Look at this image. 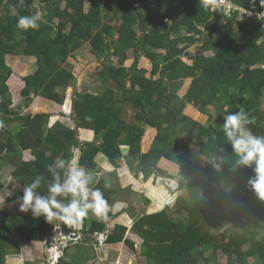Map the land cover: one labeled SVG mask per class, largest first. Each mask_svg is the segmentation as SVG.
I'll use <instances>...</instances> for the list:
<instances>
[{"label":"trees","instance_id":"obj_1","mask_svg":"<svg viewBox=\"0 0 264 264\" xmlns=\"http://www.w3.org/2000/svg\"><path fill=\"white\" fill-rule=\"evenodd\" d=\"M78 1L39 0L40 28L21 31L16 27L18 17L37 12L31 0H0V118L7 125L19 123L11 132L0 127V159L13 166L15 197L38 176L41 184L36 192L46 194L54 182L48 165L57 160V151H63L62 158L70 162L71 147L86 132L78 158L85 169L102 168L97 161L100 155L109 168L117 169L122 147L127 149L124 159L134 177L148 167L154 179L166 178L168 174L158 167L162 159L178 166L183 195L176 199L175 214L164 209L144 214L130 229L142 240L140 253L146 264H264V201L249 185L255 165L236 163L238 157L223 132L224 117L243 110L255 120L248 125L252 133L264 136L262 22L225 18L199 0H131L132 10L120 0H84L80 10ZM228 1L250 9V0ZM254 4L257 10L264 9V0ZM187 34L202 35L193 54L187 50L194 37ZM85 44L91 55L102 59L96 75L100 93L74 94L71 115L60 114L51 127L48 114L21 116L10 109L7 82L12 71L5 63L7 55L32 58L34 70L22 79L25 88L35 97L61 105L67 89L65 74L72 73L65 63ZM127 52H132L129 61L119 58L114 64L112 56ZM207 52L212 55L206 56ZM142 57L158 68L157 78L150 79L139 68ZM185 79L190 80L188 90L179 96L177 89ZM30 102L26 100L24 106L28 108ZM187 106L203 115L212 107L218 121L200 124L185 114ZM144 124L156 131L157 143L147 155L141 154L136 134L124 132L117 141L108 139L121 127L134 125L138 133ZM193 147L204 158L203 167L192 156ZM29 149L35 162L22 161L23 151ZM149 170L143 172L145 176ZM56 171L63 182L65 169ZM97 181L92 189H100L113 210L122 190L103 177ZM108 216L113 217L111 211ZM46 224L40 217L5 214L0 224V264L14 240L9 225L35 229L44 239L49 233ZM104 228L101 221L91 222L85 233L93 235ZM126 231L127 227L116 225L106 241L134 250L124 238ZM83 250L79 247L69 256L70 264H79L76 256H82ZM65 258L66 248L57 264H69Z\"/></svg>","mask_w":264,"mask_h":264},{"label":"crops","instance_id":"obj_2","mask_svg":"<svg viewBox=\"0 0 264 264\" xmlns=\"http://www.w3.org/2000/svg\"><path fill=\"white\" fill-rule=\"evenodd\" d=\"M258 0H250V8L253 10H257L255 7V2ZM39 2V0H38ZM148 3H152L151 1H148ZM132 4V3H131ZM62 6V5H61ZM60 6V8H61ZM134 7V5H132ZM64 7V6H63ZM62 9V8H61ZM263 10V9H262ZM223 22L222 24H228L224 19H222ZM201 32H203L202 28H199ZM205 32L202 34L204 35ZM188 36L194 37L195 43L187 50V54L194 53L191 52V48L194 47H200L202 44V35H192V34H187ZM164 53V52H162ZM211 53V52H207ZM207 53L205 55L207 56ZM212 55V53H211ZM210 55V56H211ZM30 60V58L28 59ZM33 60V59H32ZM183 61L186 64H191V62L183 58ZM145 63V64H144ZM145 65V66H143ZM152 66L151 62L147 60L146 58L142 57L140 58L139 61V68L141 67L142 69H145L146 72L148 71V68ZM149 72V71H148ZM153 71H150V75H152ZM148 75V74H147ZM146 75V76H147ZM13 81V80H12ZM8 79V87L11 84ZM183 81H186L189 87V82L190 80L185 79ZM24 84V83H23ZM18 86L16 87L15 90H17ZM20 89V86H19ZM23 88L20 89V91ZM10 91V90H9ZM17 92V91H16ZM11 96L13 97V92L11 93ZM41 98V97H40ZM13 99V98H12ZM44 99V98H43ZM46 100V99H45ZM48 101V100H46ZM50 102V101H49ZM40 106L45 107V104H41L37 102ZM52 103V102H51ZM55 104V103H53ZM56 105V104H55ZM30 106V105H29ZM28 106V107H29ZM40 106H34L33 108L36 109L37 112L31 114L30 111L27 113L30 116H33L35 114H48L50 116L49 121H48V127H51L55 121H57L60 117V114H58V117H53L49 113H46L45 109H43ZM48 107V106H46ZM11 109V108H10ZM16 112V111H15ZM17 113V112H16ZM19 114V113H18ZM24 114V115H27ZM21 115V114H20ZM23 116V115H21ZM69 116V114L67 115ZM0 127L5 128L7 131L11 132L14 129H17L19 123H10V124H5L4 121L0 118ZM141 128V127H140ZM152 129V128H151ZM154 130V129H153ZM114 134V133H112ZM111 134V135H112ZM108 136V139L110 141H117L118 138L115 136ZM148 135H150L149 139L144 145L141 142V154L147 155L152 147L157 143L154 141V136L156 135V131H149ZM86 137L88 135L86 132H81L80 136L77 138L78 139V144L76 146L71 147V153L73 159H76L78 161L79 158V148L80 145L83 143V141H86ZM125 147H122V159L119 161V166L117 169H111L108 167L107 162L103 158H98V162L101 163L102 168L98 167L96 170H88L91 176L92 180L89 184V187L92 189L93 186L96 184L97 180L100 177H103L107 180V182L112 186V187H118L120 188L119 190H122V194H120V200L118 203L115 204L114 209L111 210V215L113 216L112 218H109V213L107 215V218H97L94 215L89 214L87 218L84 219L82 224H76L73 227L69 228L67 226H60V231L63 235L67 236H74L71 237L72 240L68 241L66 249H67V255L68 258L70 255H73L76 253V250L79 247H82L83 250V255L81 256L78 254L76 257L77 261L79 264H122L124 262L125 257H127L128 253H134L138 251L140 252L141 249V243L142 240L130 232V229L136 219L138 217L135 216V212L133 211V202L131 199V195H133L135 192H137L140 196L142 195H147L152 192L156 194L155 191L151 189V187H146L144 184H149L148 181H153L151 176L150 178H144V175L139 173L138 177H134L128 166L126 165L125 162V156L123 154ZM126 155V154H125ZM57 158L63 157V151L58 150L56 153ZM99 157V156H98ZM22 161L23 162H35L36 159L32 155L31 150H26L23 151L22 153ZM165 160L162 159L158 163V167L161 170H164L163 166L165 164ZM68 165L65 166V172L67 171ZM178 168V167H177ZM144 170L141 172L143 173L148 167H144ZM13 166L10 165L9 163L3 161L0 159V224L3 223V216L5 214L11 213V214H17V215H29L32 216L31 211L25 213L21 212L19 210V203L20 201L18 200V197H15V188L16 186L14 185L13 179L11 177V172H12ZM150 171V170H149ZM165 171V170H164ZM154 178V177H153ZM66 179V175L64 174L63 180ZM144 183V184H143ZM152 186V184H151ZM21 194L23 195L24 188L21 187ZM183 194V193H182ZM21 195V196H22ZM50 193L46 191V194L43 196H48ZM164 203V196L161 195V193L158 194ZM13 198V199H11ZM91 198V197H89ZM11 199L12 201H8ZM72 197L70 194L68 195H61L57 197L58 202L67 204L71 201ZM156 212V211H155ZM153 212V213H155ZM147 214H150L147 213ZM140 217V216H139ZM40 218H43L41 216ZM45 220V219H44ZM133 220V221H132ZM95 221H101L105 224V228L103 229L102 232L99 233H94L93 235H87L85 232L86 230L90 227L91 222ZM132 221V222H131ZM47 222V221H46ZM54 222L52 224L48 223L46 224L47 229L49 230V233L46 235L44 239H41L38 237V231L32 228H20L19 226L16 225H9L8 231L9 233L13 236L14 240L12 241V244L9 245V248H7V255L4 259V264H49L48 263V249L45 247V241L47 239H50V236H52L54 239H56V228L53 226ZM116 225L127 227V231L125 233L124 238L132 243L134 250H131L128 246H126L124 243H108L107 237L108 235L112 234L114 231V227ZM54 231V235L52 232ZM36 237V238H35ZM52 242V241H51ZM50 242V245H51ZM65 250V249H64ZM63 256H64V251H63ZM67 258V259H68ZM66 259V258H65ZM134 264L136 263V258L133 261ZM70 264V261H69Z\"/></svg>","mask_w":264,"mask_h":264},{"label":"clouds","instance_id":"obj_3","mask_svg":"<svg viewBox=\"0 0 264 264\" xmlns=\"http://www.w3.org/2000/svg\"><path fill=\"white\" fill-rule=\"evenodd\" d=\"M207 6V4L204 5V7ZM262 15L264 13H261L260 17ZM42 16L41 10L32 15L19 16L16 27L21 31L38 30ZM224 111L226 113L229 112L227 107H225ZM70 113H72V104ZM86 119H91V117H86ZM254 123V118L243 110L231 112L224 117L223 132L238 157L236 163L241 166L255 165V176L250 179L249 185L256 196L264 201V136L254 135L246 127V125H253ZM66 164L68 165L65 172L66 179L61 182L60 173L56 169L63 170ZM216 167L218 168L219 165H216ZM47 170L52 173L54 180L48 186L50 195L41 196L37 194L36 189L41 184V177L38 176L25 186L23 195L18 197L20 201L19 210L21 212L27 213L31 211L34 218L43 216L50 224L56 221L57 223L53 226L57 229L61 225L71 228L78 223L82 224L90 213L97 218H107L109 211H111V206L100 189H91L89 187L92 176L85 168L79 165L76 159L68 162L64 158L59 157L53 164L48 165ZM68 194L72 197L69 203L58 202V196H66Z\"/></svg>","mask_w":264,"mask_h":264},{"label":"rangeland","instance_id":"obj_4","mask_svg":"<svg viewBox=\"0 0 264 264\" xmlns=\"http://www.w3.org/2000/svg\"><path fill=\"white\" fill-rule=\"evenodd\" d=\"M61 8L63 9V4H61ZM84 5V2L83 4ZM40 6L41 4L38 2L36 5V10L37 12H40ZM43 8V7H42ZM252 9V8H250ZM44 12V9H43ZM104 20H108V18H104ZM254 20V19H252ZM258 21V20H257ZM54 22L56 23L57 20L55 19ZM223 23V22H221ZM113 27L115 30H117L118 24L117 23H112ZM198 47H192L190 50L191 52L195 51ZM120 55H115L112 56V61L114 64L118 62V59L124 60L128 58L127 61H129L132 57V52H127V53H119ZM192 54V53H190ZM211 53H207V56H210ZM33 60L30 58V60H27L23 58L22 56H10L7 55L5 57V63L8 65L11 69V75L9 77V82L11 84L9 85V90L10 93L13 92V99L12 102L10 103L9 107L16 111L17 113L24 115L27 114L29 111L31 114L37 112L36 109H34V106H40L37 102L41 104H45L48 107H42L45 109L46 113H49L53 117H58V114H64V115H70V108H71V99L76 93H80L83 91L87 92H93V93H100L101 90L99 89L100 85L99 82H97L96 75L98 74L99 69L101 68L102 64V59H97L90 53V46L88 44H85L81 49L78 51L74 52L70 58L67 59L65 63V68L69 69L72 71L69 75L65 74L66 77V84H67V89L65 93V100L64 103L61 105H55L49 101H46L43 98L40 97H35L33 96L30 91L25 88L23 84V77L26 76L27 74L31 73L34 70V65H33ZM129 64V63H125ZM145 64V63H144ZM145 66V65H143ZM141 68V67H140ZM147 71V77L150 79L157 78L158 74V68L151 66L150 69L149 67ZM150 71L152 72V75H150ZM8 82V83H9ZM18 86L17 90L16 87ZM23 88L21 91L19 89ZM98 87V88H97ZM188 90V84L186 81H183L180 83L178 89H177V94L179 96H182L184 93H186ZM17 91V92H16ZM264 93V90H263ZM26 100H31L30 106L26 108L24 106V103ZM68 105L69 108H63V106ZM29 110V111H28ZM261 110L264 111V104H262ZM186 115L193 120L199 122L200 124H205L207 122H211L213 120H217L213 115H214V109L211 107L208 109L207 115H203L201 113H198L192 106H187L186 108ZM130 112H126V117L127 119L129 118ZM214 117V118H213ZM1 122V120H0ZM134 125H126L125 127L119 128V130L112 134L111 136H115L118 139L121 138L124 134V132H131L132 134H136V136L141 140L143 145L149 140L147 138L150 137L148 135L149 131H154L151 129L148 125L144 124L143 127H141V130L138 129V133L135 130ZM248 128V125H246ZM155 137V136H154ZM153 137V138H154ZM127 153V149L124 148L123 154ZM192 156L196 158L198 161V165L200 167H203L204 165V158L200 155L197 154V149L195 147L192 148ZM98 158H103V156H99ZM166 161V160H165ZM178 166L166 161L163 168L165 172L168 174V176L165 177H160L158 179H153V181H148L149 184H144L146 187H151L153 191L156 192L153 193L150 192V194L147 195H142L140 196L137 192H135L133 195H131L132 202L134 204L133 206V211L135 212V216L139 217L141 215L151 213L162 210L164 209L165 211L173 212L175 214L176 210V199L182 196V190L179 188L180 183H179V177H178ZM141 174L144 175V178H150L153 176L152 171H148L149 176H145L144 173L141 172ZM152 184V186H151ZM161 193L162 196H164V203L162 198L158 195ZM133 221V220H132ZM131 221V222H132ZM152 251H149L148 254H152ZM72 256V255H71ZM136 258V263L135 264H146L144 259L141 257V253L138 251L134 253H128L127 257H125L124 262L122 264H134V260ZM67 263L69 262V258L66 259Z\"/></svg>","mask_w":264,"mask_h":264},{"label":"built area","instance_id":"obj_5","mask_svg":"<svg viewBox=\"0 0 264 264\" xmlns=\"http://www.w3.org/2000/svg\"><path fill=\"white\" fill-rule=\"evenodd\" d=\"M201 4L204 6L207 4L206 8L211 11H219L224 14L225 18L228 19H236L238 22H243L249 19H254L262 22V29L264 31V15L260 17L261 13H264L263 10H253V9H245L238 5H235L231 1L228 0H199ZM54 235V231L52 232ZM59 237L54 239L51 238V245L48 250V263L49 264H57L58 261L63 256V251L67 246L68 241L72 240L70 236L63 235L60 233Z\"/></svg>","mask_w":264,"mask_h":264},{"label":"water","instance_id":"obj_6","mask_svg":"<svg viewBox=\"0 0 264 264\" xmlns=\"http://www.w3.org/2000/svg\"><path fill=\"white\" fill-rule=\"evenodd\" d=\"M83 1L84 0H79L78 1V6H79V8H80V10H82V3H83ZM123 4H125L126 6H128L131 10L134 8L133 6H132V4H131V0H120ZM32 2H33V6H36L37 5V1L36 0H32ZM256 68H259L260 66H255ZM54 222V224L55 223H57L56 221H53ZM61 233V231H60V228H56V237L58 238L59 236V234ZM71 237H74L73 235L71 236ZM50 242H51V240L50 239H47L46 241H45V247H46V249H48L49 247H50Z\"/></svg>","mask_w":264,"mask_h":264},{"label":"bare ground","instance_id":"obj_7","mask_svg":"<svg viewBox=\"0 0 264 264\" xmlns=\"http://www.w3.org/2000/svg\"><path fill=\"white\" fill-rule=\"evenodd\" d=\"M37 2H38V0H36ZM31 2H32V0H31ZM32 5H33V2H32Z\"/></svg>","mask_w":264,"mask_h":264}]
</instances>
